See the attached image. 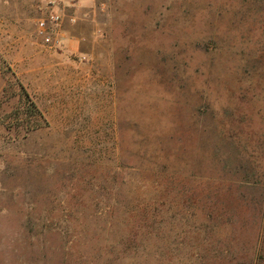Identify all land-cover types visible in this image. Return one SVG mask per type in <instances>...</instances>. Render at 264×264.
I'll use <instances>...</instances> for the list:
<instances>
[{"label":"rangeland","instance_id":"1","mask_svg":"<svg viewBox=\"0 0 264 264\" xmlns=\"http://www.w3.org/2000/svg\"><path fill=\"white\" fill-rule=\"evenodd\" d=\"M0 264H264V0H0Z\"/></svg>","mask_w":264,"mask_h":264},{"label":"built area","instance_id":"2","mask_svg":"<svg viewBox=\"0 0 264 264\" xmlns=\"http://www.w3.org/2000/svg\"><path fill=\"white\" fill-rule=\"evenodd\" d=\"M59 21H60L59 15L52 16V23L58 24ZM39 33L44 37L47 43L52 42V36L49 34V28L46 20H41L39 22Z\"/></svg>","mask_w":264,"mask_h":264},{"label":"trees","instance_id":"3","mask_svg":"<svg viewBox=\"0 0 264 264\" xmlns=\"http://www.w3.org/2000/svg\"><path fill=\"white\" fill-rule=\"evenodd\" d=\"M28 96V95H27Z\"/></svg>","mask_w":264,"mask_h":264}]
</instances>
